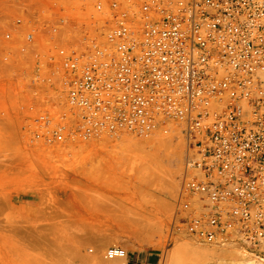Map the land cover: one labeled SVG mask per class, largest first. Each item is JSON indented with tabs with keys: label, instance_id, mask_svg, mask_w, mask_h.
<instances>
[{
	"label": "built area",
	"instance_id": "2783aa9c",
	"mask_svg": "<svg viewBox=\"0 0 264 264\" xmlns=\"http://www.w3.org/2000/svg\"><path fill=\"white\" fill-rule=\"evenodd\" d=\"M6 11L4 55L37 63L54 91L36 137L179 124L169 234L264 254V0H11Z\"/></svg>",
	"mask_w": 264,
	"mask_h": 264
},
{
	"label": "rangeland",
	"instance_id": "374dc122",
	"mask_svg": "<svg viewBox=\"0 0 264 264\" xmlns=\"http://www.w3.org/2000/svg\"><path fill=\"white\" fill-rule=\"evenodd\" d=\"M9 1L0 0V35ZM6 50L0 36V264H85L76 250L89 257L97 242L106 243L100 255L109 242L126 249V260L168 264L177 246H212L169 234L185 157L179 124L146 136L36 137L35 118L53 110L44 101L54 91L37 63ZM157 137L172 138L170 146L158 149ZM243 251L264 264V254Z\"/></svg>",
	"mask_w": 264,
	"mask_h": 264
},
{
	"label": "bare ground",
	"instance_id": "6f19581e",
	"mask_svg": "<svg viewBox=\"0 0 264 264\" xmlns=\"http://www.w3.org/2000/svg\"><path fill=\"white\" fill-rule=\"evenodd\" d=\"M127 134H130V133H127ZM171 140L172 138H168V137H157V138H154L152 142L156 143V146L158 147V149H161L164 146H168V145L170 146ZM172 144L175 145L174 143ZM148 146H146V149L148 148ZM143 152L145 153L144 154L145 157H148V158L150 157L149 153H147L146 151H143ZM144 161L146 162L147 160L144 159ZM42 240L43 239H41V241ZM105 244L106 243L104 242H97L95 252H92V255L90 254L89 257H85V258L83 257V255L85 256V254H83L80 251V249L76 248L77 249V250L75 249L76 255L81 257V259L83 260L85 264H125L127 256L124 259H118V258L109 259L105 255V252L108 247L118 246V245H109L110 243L108 242L107 244L108 246L106 245L107 247H105V250L103 252L104 254L101 252L102 255H100V251L102 250ZM133 249L139 250L138 247L133 248ZM50 253H53L52 250H50ZM52 256L53 255H51V257ZM56 257H57V253H56ZM52 258L54 259V257ZM169 258H170V263L168 262V264H177L178 260L183 262V260L185 261L186 259L187 261H191L189 264H263L262 261H260V259L255 258L251 254H247L246 252L243 251V249L240 250V248L235 249V248H232L231 246H216V245L202 246V245L194 244V243L188 244L186 247L177 246L173 248L170 252L166 254L165 261H168ZM53 259L52 260L49 259V260L55 261Z\"/></svg>",
	"mask_w": 264,
	"mask_h": 264
},
{
	"label": "crops",
	"instance_id": "0c3cea01",
	"mask_svg": "<svg viewBox=\"0 0 264 264\" xmlns=\"http://www.w3.org/2000/svg\"><path fill=\"white\" fill-rule=\"evenodd\" d=\"M149 263H151V262H149Z\"/></svg>",
	"mask_w": 264,
	"mask_h": 264
}]
</instances>
